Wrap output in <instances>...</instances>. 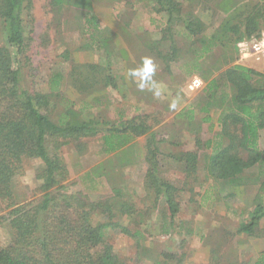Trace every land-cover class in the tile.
Wrapping results in <instances>:
<instances>
[{
  "label": "rangeland",
  "instance_id": "obj_1",
  "mask_svg": "<svg viewBox=\"0 0 264 264\" xmlns=\"http://www.w3.org/2000/svg\"><path fill=\"white\" fill-rule=\"evenodd\" d=\"M50 1L33 0L32 8L25 15L32 55V65L28 66L29 71L26 70L28 82L39 91L47 92L50 80L60 74L64 77L61 91L65 99L79 106L84 112L83 118L101 116L110 124H120V120L148 116L152 132L158 140H164L157 160L160 176L182 189L178 194L181 210L171 224L163 216L165 205L160 202L158 209L154 207L153 194L145 187L146 137L138 138L115 154L103 152L100 137L72 141L63 149L69 170L68 180L64 183L66 192L85 203L115 200L120 204V200L132 202L134 199L139 214L129 216L114 212L119 218L116 221L140 235L130 237L110 228L106 236L116 254L129 263L152 264L167 260L169 264H254L264 253V219L251 234L239 230L250 220L261 194L262 182L257 179L260 169L247 170L233 183L214 181L210 177L209 158L221 142L218 119L227 109L229 100H224L222 107H212L209 122L203 121L207 115L202 108L208 100L205 89L211 80L235 65L264 75V58L240 63L238 52L217 47L202 60L201 72L190 74L194 56L189 52L191 42L184 36L180 24L176 25L174 35L183 50L182 56L170 68H165L159 58L143 46L145 40H161L166 23V19L151 8L136 0H85L87 6L72 2L63 8L52 6ZM178 1L183 4L184 13H192L201 19L205 25L203 36L208 37L217 32L235 10L238 12L235 18L233 16V23L242 27L251 8L260 3V0ZM89 13L98 18L104 29L115 33L116 48L126 51L128 60L122 62L118 58L111 70L117 82L116 89L108 87L101 93L84 96L70 80L72 66L105 65L107 62L103 53L85 48L84 21ZM258 22L261 24L259 30L264 31V18ZM168 44H164V51H168ZM228 57L235 61L225 64ZM145 58L152 61L151 73L144 72ZM194 78L202 79L204 85L191 91L189 85ZM230 93L229 87L223 85L218 90V97L229 98ZM99 97L101 105L96 99ZM198 138L201 147L196 145ZM260 148L264 150V129L260 132ZM185 152H198L194 174L188 173L185 165L176 159ZM26 168V173L18 180L17 196L21 203L37 200L42 195L40 182L36 179L41 163L32 161ZM96 168V172L101 170L100 174L86 178ZM118 195H122L121 198ZM108 218L109 214L97 220L108 222ZM164 225L170 228L169 233L162 231ZM11 239L12 232L4 224L0 227V247L8 245Z\"/></svg>",
  "mask_w": 264,
  "mask_h": 264
},
{
  "label": "trees",
  "instance_id": "obj_2",
  "mask_svg": "<svg viewBox=\"0 0 264 264\" xmlns=\"http://www.w3.org/2000/svg\"><path fill=\"white\" fill-rule=\"evenodd\" d=\"M50 2L59 8L70 6L72 2L88 5L85 0ZM136 2L166 19L161 40H145L143 45L159 58L165 68H170L182 56L183 50L174 31L176 25L183 26V34L191 42L189 52L194 56L190 74L200 73L202 60L217 47L237 52L240 41L263 32L259 30L261 24L258 20L264 18V0L251 8L250 16L242 25L244 29L233 23V16L235 18L238 12L235 10L209 37L203 36L205 25L201 19L192 13H184V6L178 0ZM32 4L33 0H0V227L5 224L12 232L9 244L0 247V264H141L140 261L129 263L121 258L106 239L110 228L130 237L140 235L116 221L119 218L114 212L129 216L139 214L134 199L132 202L120 200V204L115 200L85 203L81 198L68 194L64 183L68 180L69 170L63 149L74 140L100 137L103 152L115 154L134 144L138 138L146 137L145 161L148 168L145 187L153 194L156 209L160 202L165 205L163 216L173 224L181 210L178 194L182 189L160 176L157 160L164 140L157 139L149 117L145 115L120 120V124H110L101 116L83 118L84 112L79 110V106L65 99L61 91L64 77L60 74L50 80L47 92L39 91L28 82L26 70H30L32 55L25 15ZM84 23L85 48L103 53L107 62L105 65L74 64L70 80L84 96L101 93L108 87L116 89L117 82L111 70L118 58L127 62V52L117 50V36L104 29L95 15L89 13ZM165 43H169L168 51L163 50ZM67 56L65 59L68 60ZM228 58L225 64L235 61L233 57ZM223 85L231 91L229 98L218 97V90ZM205 91L209 94L202 108L207 115L205 122L211 121L213 106L222 107L224 100H229L227 109L218 119L221 142L209 158L207 170L210 177L233 183L247 170L260 169L257 179L262 182L261 194L250 220L244 222L239 230L251 234L264 219V150L260 148V132L264 129V75L235 65L227 68L219 78L211 80ZM96 99L101 105V98ZM196 145L202 146L199 138ZM198 157V152H185L176 159L185 165L188 173L194 174ZM32 161L41 163L36 179L40 182L42 195L37 200L21 203L17 196L18 180ZM98 168L86 178L100 174L101 170L96 172ZM118 193L122 194L121 190ZM107 214L108 222L97 220ZM162 231L169 233L170 228L164 225ZM152 264L169 262L154 261ZM254 264H264V253Z\"/></svg>",
  "mask_w": 264,
  "mask_h": 264
},
{
  "label": "built area",
  "instance_id": "obj_3",
  "mask_svg": "<svg viewBox=\"0 0 264 264\" xmlns=\"http://www.w3.org/2000/svg\"><path fill=\"white\" fill-rule=\"evenodd\" d=\"M237 52L240 63H245L249 59L261 61L264 58V31L259 36L240 41ZM203 85L202 79L194 78L189 85V89L191 91L199 90Z\"/></svg>",
  "mask_w": 264,
  "mask_h": 264
},
{
  "label": "clouds",
  "instance_id": "obj_4",
  "mask_svg": "<svg viewBox=\"0 0 264 264\" xmlns=\"http://www.w3.org/2000/svg\"><path fill=\"white\" fill-rule=\"evenodd\" d=\"M153 70V64L151 59L145 58L144 59V72L151 73Z\"/></svg>",
  "mask_w": 264,
  "mask_h": 264
},
{
  "label": "crops",
  "instance_id": "obj_5",
  "mask_svg": "<svg viewBox=\"0 0 264 264\" xmlns=\"http://www.w3.org/2000/svg\"><path fill=\"white\" fill-rule=\"evenodd\" d=\"M212 178V177H211ZM213 179V178H212ZM214 181H220V180H215V179H213Z\"/></svg>",
  "mask_w": 264,
  "mask_h": 264
}]
</instances>
